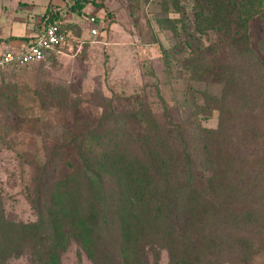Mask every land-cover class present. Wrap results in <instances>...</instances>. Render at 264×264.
<instances>
[{
  "label": "trees",
  "instance_id": "obj_1",
  "mask_svg": "<svg viewBox=\"0 0 264 264\" xmlns=\"http://www.w3.org/2000/svg\"><path fill=\"white\" fill-rule=\"evenodd\" d=\"M196 1L211 7L197 15L199 32L231 35L230 59L204 54L203 61L189 49L178 68L206 86L214 77L219 93L205 92L204 103L180 122L107 108L66 145L76 159L57 145L47 150L28 196L37 220L8 223L0 208L2 257L19 252L17 238L40 264H59L70 240L94 264H159L160 250L168 264H250L264 248V7L256 9L255 0ZM233 11L238 38L230 31ZM254 19L262 21V58L248 45L246 25ZM237 41L240 50L232 47ZM239 52L248 58L237 66L231 57ZM162 53L170 72V54ZM213 112L217 125H202L198 116Z\"/></svg>",
  "mask_w": 264,
  "mask_h": 264
},
{
  "label": "rangeland",
  "instance_id": "obj_2",
  "mask_svg": "<svg viewBox=\"0 0 264 264\" xmlns=\"http://www.w3.org/2000/svg\"><path fill=\"white\" fill-rule=\"evenodd\" d=\"M96 3L102 9L97 36H89V17L82 18L80 26L67 28V41L44 61L9 68L0 78V208L8 223L37 220L28 196L46 151L57 145L66 157L76 159L72 146L66 145L73 135L95 127L107 108L115 114L141 109L160 123L180 122L192 115L193 104L204 103L205 92L219 93V86L212 83L214 77H207L210 84L206 86L202 80L188 81L178 68L189 49L203 61L204 54L218 62L230 59L226 39L231 35L223 30H198L197 15H208L211 7L196 0ZM258 5L264 7V0H255L254 6L260 10ZM237 16L230 12L231 33H236ZM261 23L254 19L246 29L251 52L262 58ZM240 35L238 31L235 36ZM239 42L232 47L240 50ZM163 50L171 57L170 72ZM235 54L231 59L237 66L248 58L244 53ZM198 117L204 126L217 125L216 112L206 119ZM115 119L119 128L121 121ZM129 123L133 127V120ZM58 171L65 175L69 169L61 165ZM15 244L19 252L5 258L0 254V264H40L30 244H23L20 238ZM168 262L167 251L160 250L159 264ZM59 264L94 263L70 240ZM250 264H264V248Z\"/></svg>",
  "mask_w": 264,
  "mask_h": 264
},
{
  "label": "crops",
  "instance_id": "obj_3",
  "mask_svg": "<svg viewBox=\"0 0 264 264\" xmlns=\"http://www.w3.org/2000/svg\"><path fill=\"white\" fill-rule=\"evenodd\" d=\"M96 2L98 0H0V54L9 45L17 49L26 48L53 21L61 22L67 38V28L80 26L78 22L82 18L96 16L95 27L98 30L102 9ZM90 27L87 29L92 36Z\"/></svg>",
  "mask_w": 264,
  "mask_h": 264
},
{
  "label": "built area",
  "instance_id": "obj_4",
  "mask_svg": "<svg viewBox=\"0 0 264 264\" xmlns=\"http://www.w3.org/2000/svg\"><path fill=\"white\" fill-rule=\"evenodd\" d=\"M90 34L98 35L95 27L96 19L89 17ZM67 35L62 29L61 22L53 21L47 24L37 36L34 42H31L24 49H17L10 45L0 54V74L12 67H21L35 65L42 62L49 53L55 51L57 47L65 43Z\"/></svg>",
  "mask_w": 264,
  "mask_h": 264
}]
</instances>
